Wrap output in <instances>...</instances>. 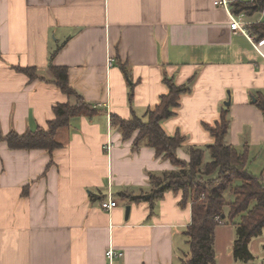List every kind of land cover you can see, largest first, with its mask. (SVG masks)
Masks as SVG:
<instances>
[{
	"label": "crops",
	"instance_id": "0c3cea01",
	"mask_svg": "<svg viewBox=\"0 0 264 264\" xmlns=\"http://www.w3.org/2000/svg\"><path fill=\"white\" fill-rule=\"evenodd\" d=\"M235 1L0 0V136L46 127L53 107L69 101L52 82L50 62L66 66L72 86L100 108L61 128L52 154L0 141V264L180 262L191 223L181 193L166 192L152 214L147 202L121 195L148 191L150 173L175 166L151 147L133 149L134 138L122 139L111 114L143 116L168 92L165 75L177 84L194 78L162 122L168 135L185 138L179 157L189 160L188 148L214 143L206 125L227 108L226 143L248 146V169L264 164V116L254 102L264 93V43L231 28ZM17 66L36 67L41 78L31 81ZM109 194L117 206L105 210ZM235 237L233 223L216 228L215 264H264V243L255 249L253 241L255 258L235 261ZM110 246L123 252L112 263Z\"/></svg>",
	"mask_w": 264,
	"mask_h": 264
},
{
	"label": "trees",
	"instance_id": "16d2710c",
	"mask_svg": "<svg viewBox=\"0 0 264 264\" xmlns=\"http://www.w3.org/2000/svg\"><path fill=\"white\" fill-rule=\"evenodd\" d=\"M231 11L235 15L244 12L247 18H251L264 13V0H238L231 4ZM248 30L256 43L264 40V18L250 22ZM16 68L31 81L41 78L36 67ZM49 70L52 82L68 96L69 101L53 107L54 118L47 122L46 127L24 134L11 131L0 136V141H5L10 149H41L52 154L61 146L57 140L58 131L69 126L73 117H93L100 112V108L88 102L72 86L66 66L50 62ZM123 71L128 74L125 67ZM193 79L186 84H177L172 77L165 75L168 92L161 95L160 102L153 109L149 108L143 116L133 113L127 119L111 114V124L119 129L122 139L134 138L133 149L151 147L157 157L168 159L175 166L172 170L150 173L148 191L142 189L135 194L125 190L121 195L133 203L147 202L152 214L156 203L166 192L181 193L179 205L186 207L190 204L191 223L185 230L189 250L178 264L216 263L215 232L221 224L217 216L223 223L228 218L235 226L236 237L232 246L235 261L248 263L255 258L250 242L264 232V171L255 174L248 169V146L238 149L226 143L230 125L228 109L221 112V119L214 126L206 125L215 138L214 143L205 149L188 148L189 160L178 155L185 138L180 134L168 135L162 126L164 120L175 114L181 95L191 90ZM132 96L131 93L130 103ZM71 98L75 101L72 102ZM254 102L264 116V93L258 92ZM207 151L210 161L205 159ZM227 194L232 197L230 200ZM236 218L239 221H235Z\"/></svg>",
	"mask_w": 264,
	"mask_h": 264
},
{
	"label": "built area",
	"instance_id": "2783aa9c",
	"mask_svg": "<svg viewBox=\"0 0 264 264\" xmlns=\"http://www.w3.org/2000/svg\"><path fill=\"white\" fill-rule=\"evenodd\" d=\"M247 1H253V0H247ZM216 4H227L226 1H217ZM250 22L247 20V16L244 12L240 14H232L231 16V28L234 31H239L243 33L246 36H249L252 38V34L248 30V24ZM259 43H264V40H262ZM112 147L111 141L107 145V149H110ZM117 206V201H115L111 194L108 195L106 200H103L101 202V207L105 210H111L112 208ZM221 224L223 223L222 220H220V217H216ZM123 252L121 250L115 249L113 246H110L106 251V256L109 259V261L112 263L113 259L118 256H122Z\"/></svg>",
	"mask_w": 264,
	"mask_h": 264
},
{
	"label": "rangeland",
	"instance_id": "374dc122",
	"mask_svg": "<svg viewBox=\"0 0 264 264\" xmlns=\"http://www.w3.org/2000/svg\"><path fill=\"white\" fill-rule=\"evenodd\" d=\"M260 162H261V161H260ZM263 165H264V164H259V160H258L255 164L250 165V166H252V169H249V170H250L252 173L260 174V173L262 172V169L264 168ZM112 196H113V195H112ZM230 199H231V198H230ZM230 199H229V200H230ZM236 220L239 221V218H236ZM225 222H226V223H231V222L229 221L228 218L225 220ZM255 238H256V239H253V240H252V241H253V244H252L253 248H255V249L260 248V249H261V245L264 243V233H263L262 236L260 235L259 238H257V237H255Z\"/></svg>",
	"mask_w": 264,
	"mask_h": 264
},
{
	"label": "water",
	"instance_id": "95a60500",
	"mask_svg": "<svg viewBox=\"0 0 264 264\" xmlns=\"http://www.w3.org/2000/svg\"><path fill=\"white\" fill-rule=\"evenodd\" d=\"M227 105H230V102H227ZM130 211H131V206L127 205L126 206V218L129 217Z\"/></svg>",
	"mask_w": 264,
	"mask_h": 264
}]
</instances>
